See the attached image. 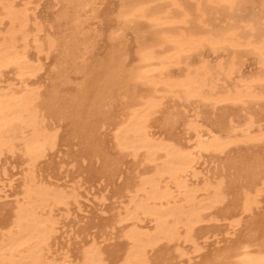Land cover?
<instances>
[{
  "label": "snow or ice",
  "instance_id": "1",
  "mask_svg": "<svg viewBox=\"0 0 264 264\" xmlns=\"http://www.w3.org/2000/svg\"><path fill=\"white\" fill-rule=\"evenodd\" d=\"M158 7L167 9L172 19L189 5H132L126 0L4 5L12 14L0 17V32L7 29L0 46V96L23 101L28 119H0V198L16 201L15 220L10 227L3 224L4 235L23 232L26 237L15 247L0 249V264H234L230 257L240 252L244 264H264V151L256 159L237 156L233 147L253 139L254 102L260 105L255 139L264 146V0L251 5L257 21L247 25L252 37L248 48L260 61V88L248 89L243 99L239 91L220 95L212 90L216 75L230 76L237 70L234 66L225 71L203 61L163 88L156 85L154 96L140 100V85L146 81L128 45L148 19L146 10ZM201 7L235 9L237 4L208 0ZM149 22L159 26L166 21L154 17ZM66 25L74 34L71 44ZM105 39L111 49L101 68L104 87L83 113L65 97L68 78L88 73L86 63L73 59L75 46L84 41L90 51ZM223 46L211 35L194 36L178 56ZM234 104L243 107L234 110ZM0 113L9 115L2 107ZM196 153H209L215 172L205 166L196 179L202 177L215 197L195 202L167 223L158 222L153 233L142 232L137 197L162 174L146 175L153 171L148 166L158 165L167 154L169 159L180 155L189 160L191 169ZM16 161L19 166L13 168ZM90 171L102 174L99 187L86 183ZM235 187L244 189L242 198L231 193ZM34 193L43 195L39 208ZM40 209L44 230L34 242L26 225ZM65 216L73 220L71 230L62 224ZM213 235L219 255L205 260L201 254ZM117 240L122 243L117 245Z\"/></svg>",
  "mask_w": 264,
  "mask_h": 264
},
{
  "label": "bare ground",
  "instance_id": "2",
  "mask_svg": "<svg viewBox=\"0 0 264 264\" xmlns=\"http://www.w3.org/2000/svg\"><path fill=\"white\" fill-rule=\"evenodd\" d=\"M25 2L26 0H0V17L12 14L11 9L6 10L4 5L23 4ZM70 2L87 3L89 0H70ZM105 2L110 4L120 3L122 0H105ZM126 2L132 5H164L173 3L189 5V7L182 9V16L173 14L172 19H168L167 9L159 7L147 9L146 11L150 13V15L147 20L142 21L143 27L140 29L139 36L137 37L136 34H133L134 36L131 38L128 45L129 56L133 63L137 65L138 71L143 75L144 81H146V83L140 85L141 101H145L156 94V85L163 88L164 85L170 81L182 78V71L186 75L189 67L195 69L203 61H208L214 66L219 65L224 68L225 71L227 68L233 66L237 69L230 76L216 75L214 88H212V85L209 86L216 94L223 95L231 92L235 95L237 91H239L240 98L243 99L247 95L248 89L258 90L260 88L261 69L259 57L257 54L252 53L247 45V41L252 38L247 34V25L257 21V13L251 5L253 3H258L259 0H235L237 4L235 9H210L201 7V5H207L208 0H126ZM210 10H216L219 15L223 14L225 20H227L225 23L226 25L223 27H216L212 30L207 29L206 27L209 26L207 23L209 17L207 18L206 15L208 16ZM154 17L165 20L166 22L159 26L153 25L149 21ZM184 17H186V19ZM145 22H148V24L144 25ZM6 31L7 29L0 32V46L5 43L4 34ZM65 32L68 33V42L71 44L74 39L71 27L66 25ZM208 35L221 41L224 46L219 49L202 47L199 54L193 53L186 57L178 56V53L187 51V45L192 37L203 38ZM256 35L258 37V33ZM131 41L133 46L130 45L132 44ZM110 49L111 42L106 39L95 44L90 51L88 50L87 43L84 41H81L75 46L73 59H80L82 63H86L88 73L86 76L73 74L66 81L64 88L66 99L70 104L75 105L80 112L86 113L91 103L102 93L104 87V73L101 71V68L110 54ZM132 49L134 50L132 51ZM205 52H209L213 58H216L215 60L224 58V55L228 53L231 54L228 56V58L230 57L228 60H214L216 63H212L204 57ZM195 58H198V63L196 64L194 63ZM251 58L254 63H256L257 70L254 74H246L244 66L248 59ZM189 61H191V63H189ZM16 95H19L18 91ZM0 107L9 113L7 117L0 113V119H28V113L24 107V102L14 97H8L6 93L0 96ZM231 107L236 110L241 109L243 105L234 104L231 105ZM253 111L257 117V127L254 128L252 132L253 139L236 144L233 147L237 156H250L258 159L261 152L264 151V146L260 144L258 139H255L259 132L258 115L260 113V105L258 102H254ZM239 114L241 113H238V115ZM18 128L21 132L25 130L23 124H19ZM188 150V146L185 145L184 151ZM195 155L198 156V159L191 169L189 168L191 163L189 160L180 155H174L169 159L167 154H163V159L160 160L158 165L148 166L152 168L153 171L147 172L146 175L150 177L155 176L157 171H160L162 174L157 178L155 185L152 182L145 185L137 197L138 204L140 205L138 208V215L142 217L139 228L142 232L146 234L153 233L158 222L163 221L167 223L170 217H179L182 213L190 210L195 202L211 200L215 197V192L212 191L211 188L204 187L202 177L199 180L196 179V173L200 172L199 168L201 167L200 165L203 164L202 160L204 157H208L210 164H212L209 153H196ZM207 162L209 161L207 160ZM209 169H211L213 173L215 172L213 164ZM98 172L99 171H96V173ZM189 173H191V178L189 177ZM101 175L102 174L99 172V176ZM97 179L102 180L103 176ZM124 191L126 192L127 189ZM231 193L242 198L244 189L235 187L231 190ZM21 195H23L22 191ZM121 196H123V194H121ZM42 199L43 195L41 193L33 194L32 200L37 204L38 208L39 202ZM14 205L13 207L10 206L12 209L9 208V211L5 208V211L3 210L4 212L2 211L0 213H4L3 219L1 218L2 220L0 221V233L8 240H3L0 244V249L5 245L15 247L22 240L26 239L23 232H16L7 237L4 235L6 229L3 227V224L7 223L10 227L11 222L15 220L16 204ZM60 208L61 205L58 204L57 209ZM259 210L260 209L257 208L255 212ZM257 214L255 213L254 215V222L258 227L259 214ZM44 216V211L40 209L36 213V218L26 225V228L31 230V236L34 242L39 239L40 233L44 230L43 224L40 222ZM148 224H152V229H150L151 226L146 228ZM211 238L212 237H209L208 240ZM215 249L205 251L201 255L205 260L215 259L217 255H219V252L215 251ZM251 255L255 256L257 253L253 252ZM230 258L234 264H244L245 254L240 252L231 255Z\"/></svg>",
  "mask_w": 264,
  "mask_h": 264
},
{
  "label": "rangeland",
  "instance_id": "3",
  "mask_svg": "<svg viewBox=\"0 0 264 264\" xmlns=\"http://www.w3.org/2000/svg\"><path fill=\"white\" fill-rule=\"evenodd\" d=\"M50 2H55V0H50ZM210 13L208 14V16L206 15V17L208 18V20H207V23H208V27H206L207 29H210V30H212V29H215L216 27L218 28V27H223V26H225L226 24V21L227 20H225V16L223 15V14H220L219 15V13L215 10H210L209 11ZM213 13V14H212ZM213 15V16H212ZM220 16H221V18H220ZM213 17V18H212ZM217 17V18H216ZM46 18H48L47 16H45L44 17V19H46ZM217 19H219V20H217ZM221 19V20H220ZM225 20V21H224ZM210 23V24H209ZM214 23V24H213ZM216 23V24H215ZM224 23V24H223ZM145 24H148V22L146 23H144V25ZM213 28H212V27ZM5 31V30H4ZM134 36V35H133ZM132 38V37H131ZM131 43H132V41H131ZM131 46H133V43L132 44H130ZM134 48V47H133ZM134 49H132V51H133ZM231 53H228L227 55H224L225 57L224 58H221V59H217V60H215L216 58H213V56H211V54L209 53V52H205V55H204V57H206V60H209V61H211L212 63H216L215 61H219V60H228L229 58H228V56L230 55ZM208 55V56H207ZM211 56V57H210ZM209 57V58H208ZM215 60V61H214ZM198 61V58H195L194 59V63L196 64V63H198L197 62ZM247 65V66H246ZM246 65L244 66V70H245V72H246V74H254L255 72H256V70H257V65H256V63H254V61H253V59L251 58V59H248V61H247V63H246ZM246 67V68H245ZM244 72V73H245ZM176 73H179V72H176ZM235 153H236V151H235ZM204 158H205V161H204ZM203 158V160H202V165H200L201 167L199 168L200 169V172H202V170L205 168V166H207L208 168H210V166H212V164H210V160L208 159V157H204ZM207 158V159H206ZM207 160L209 161V162H207ZM17 166H19V161H16L13 165H12V167L13 168H16ZM93 174H92V173ZM95 172V173H94ZM98 174V175H97ZM101 174V173H100ZM94 176V177H93ZM97 178H100L101 176H99V172L98 173H96V171H90V174H89V176L87 177V180H86V183L87 184H90V185H92L93 187H99V184H100V179H97ZM97 180H96V179ZM93 180V181H92ZM89 181V182H88ZM99 183V184H98ZM16 195H21V191H17V193H16ZM22 196V195H21ZM123 196H121V198H122ZM113 199H115V197H113ZM16 201H15V199L13 198V197H4V198H0V213L4 210L5 211V208H6V210H10V209H12V207L13 206H15L14 204H16L15 203ZM6 203V204H5ZM5 205V206H4ZM10 206H12V207H10ZM85 206H87L86 204H85ZM10 208V209H9ZM2 209V210H1ZM3 211V212H4ZM259 212H260V210L258 211V212H255L256 214L258 213L259 214ZM3 214L4 213H2V214H0V221L3 219L2 217H3ZM62 215H63V213H61ZM93 214H95V209H93ZM257 214V215H258ZM75 216H76V213H75V210L73 209L72 210V217H73V220L75 219ZM2 218V219H1ZM73 220H69L68 218H67V216H65V219H64V221H63V226L64 227H67V228H69V230H71V228H72V224H73ZM151 226V227H150ZM150 227V229H152V224L150 225V224H148V227H146V228H149ZM0 244L3 242V240H5V241H8L7 239H5V237H3L2 235H1V233H0ZM61 240H63V237H61ZM213 242V243H212ZM116 243H117V245H119L120 243H122V241H120V240H117L116 241ZM214 244V245H213ZM212 246H214V247H212ZM215 246L217 247L218 245H217V243L215 242V239H214V237H212L210 240H208V246H207V249H206V251H210V250H214L215 249ZM211 247V248H210Z\"/></svg>",
  "mask_w": 264,
  "mask_h": 264
}]
</instances>
